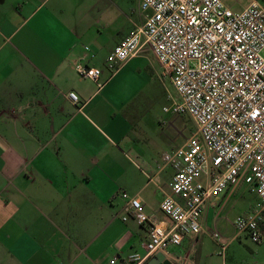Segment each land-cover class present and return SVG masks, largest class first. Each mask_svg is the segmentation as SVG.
<instances>
[{"label": "crops", "instance_id": "crops-1", "mask_svg": "<svg viewBox=\"0 0 264 264\" xmlns=\"http://www.w3.org/2000/svg\"><path fill=\"white\" fill-rule=\"evenodd\" d=\"M143 20L139 0H0V264H125L142 254L148 226L121 219L122 191L167 220L159 202L173 169L156 161L136 98L152 53L114 71L106 63ZM77 64L100 68V85Z\"/></svg>", "mask_w": 264, "mask_h": 264}, {"label": "built area", "instance_id": "built-area-1", "mask_svg": "<svg viewBox=\"0 0 264 264\" xmlns=\"http://www.w3.org/2000/svg\"><path fill=\"white\" fill-rule=\"evenodd\" d=\"M139 9L143 22L114 46L107 66L114 71L141 52H151L180 96L179 102L163 110L190 115L196 129L162 157L173 169L159 202L166 221L151 218L143 212L139 197L121 192L125 200L121 219L148 226L143 253L129 255L124 263L143 264L157 252L174 263L185 262L187 256L171 257L170 248L187 235L207 232L202 223L206 206L243 183L257 201L236 216L232 238L246 233L254 242H262L264 7L257 0L239 11L222 0H139ZM75 69L80 78L100 85V68L77 64ZM67 96L73 104L78 102L74 92ZM208 233L224 255L232 238L217 230Z\"/></svg>", "mask_w": 264, "mask_h": 264}, {"label": "rangeland", "instance_id": "rangeland-1", "mask_svg": "<svg viewBox=\"0 0 264 264\" xmlns=\"http://www.w3.org/2000/svg\"><path fill=\"white\" fill-rule=\"evenodd\" d=\"M222 1L234 11L242 10L250 2V0ZM257 1L264 7V0ZM147 56L148 64L142 70L141 89L136 98L140 103L139 110L143 126H146L144 136L158 143L154 149L155 159L162 165L164 163L163 154L170 153L173 146L181 144L185 137L194 132L196 125L188 114H175L163 110L173 102H179L180 96L172 85L170 77L163 75L162 67L155 56L150 53ZM138 97H140L139 100ZM150 150L153 152L151 148ZM170 171L171 168L168 166L161 171V176L165 181L169 179ZM226 195L214 198L216 201L220 200V205L214 209L211 208L207 223H204L207 232L196 235L198 239L195 240L194 247L191 248L192 251L187 256L189 258L187 264H222V261L224 264H264V240L256 243L246 233L232 238L236 233L233 221L236 216L245 213L256 204V195L246 183L238 185L232 193ZM219 208L221 209L213 220L212 218ZM211 230H217L226 239L232 238L224 255L220 253L216 243L210 237L208 231ZM184 246L188 247V244L181 243L171 247V255L177 257L180 253H185V250H182ZM185 254L187 255V253ZM172 259L174 260V258ZM174 264L186 263L182 260Z\"/></svg>", "mask_w": 264, "mask_h": 264}, {"label": "water", "instance_id": "water-1", "mask_svg": "<svg viewBox=\"0 0 264 264\" xmlns=\"http://www.w3.org/2000/svg\"><path fill=\"white\" fill-rule=\"evenodd\" d=\"M146 264H174V262L169 258H166L163 253L157 252L146 262Z\"/></svg>", "mask_w": 264, "mask_h": 264}, {"label": "clouds", "instance_id": "clouds-1", "mask_svg": "<svg viewBox=\"0 0 264 264\" xmlns=\"http://www.w3.org/2000/svg\"><path fill=\"white\" fill-rule=\"evenodd\" d=\"M121 54V56H123L124 54L123 53H120Z\"/></svg>", "mask_w": 264, "mask_h": 264}]
</instances>
